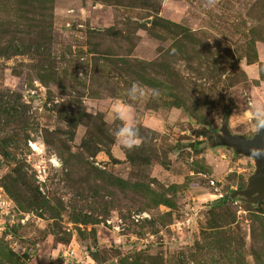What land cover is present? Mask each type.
<instances>
[{
    "label": "rangeland",
    "instance_id": "obj_1",
    "mask_svg": "<svg viewBox=\"0 0 264 264\" xmlns=\"http://www.w3.org/2000/svg\"><path fill=\"white\" fill-rule=\"evenodd\" d=\"M255 102L264 0H0V264H264Z\"/></svg>",
    "mask_w": 264,
    "mask_h": 264
},
{
    "label": "clouds",
    "instance_id": "obj_2",
    "mask_svg": "<svg viewBox=\"0 0 264 264\" xmlns=\"http://www.w3.org/2000/svg\"><path fill=\"white\" fill-rule=\"evenodd\" d=\"M157 92L158 89H148L140 83H134L126 91L127 101L119 99L112 101L109 108V118L113 122H119L115 135L127 147L132 148L138 146L139 143L138 119L134 108L135 103L146 99L150 95H155ZM250 115L255 123V129L264 130V102L253 103ZM253 151L259 154V150L254 149Z\"/></svg>",
    "mask_w": 264,
    "mask_h": 264
},
{
    "label": "water",
    "instance_id": "obj_3",
    "mask_svg": "<svg viewBox=\"0 0 264 264\" xmlns=\"http://www.w3.org/2000/svg\"><path fill=\"white\" fill-rule=\"evenodd\" d=\"M216 143L232 146L237 152L256 158L257 172L250 178L254 186L248 190L234 191V195L240 193L248 200L261 197V195L264 194V130H258L251 138L238 134H231L228 130H224L223 137H218ZM254 149L259 150V154L254 152Z\"/></svg>",
    "mask_w": 264,
    "mask_h": 264
},
{
    "label": "trees",
    "instance_id": "obj_4",
    "mask_svg": "<svg viewBox=\"0 0 264 264\" xmlns=\"http://www.w3.org/2000/svg\"><path fill=\"white\" fill-rule=\"evenodd\" d=\"M243 198H245L244 196H242ZM246 199V198H245Z\"/></svg>",
    "mask_w": 264,
    "mask_h": 264
}]
</instances>
